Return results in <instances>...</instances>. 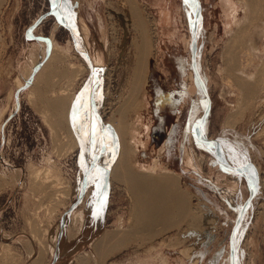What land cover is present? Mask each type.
<instances>
[{
	"label": "rangeland",
	"instance_id": "374dc122",
	"mask_svg": "<svg viewBox=\"0 0 264 264\" xmlns=\"http://www.w3.org/2000/svg\"><path fill=\"white\" fill-rule=\"evenodd\" d=\"M232 1L239 12L224 28L220 12L229 8L200 0L195 61L204 92L192 64L196 0H8L0 13V264H34L40 255L41 264H208L220 250L217 264H233L232 230L249 196L248 179L221 165L215 146L199 136L219 141L224 162L250 169L245 173L254 177L256 192L234 235L235 262L264 264V72L258 70L264 0ZM186 9L193 19H186ZM162 12L169 22H161ZM53 45L60 58L51 61L49 79H40ZM141 54L145 70L134 94ZM19 80L24 87H17ZM157 87L170 95L162 112L173 118V139L162 145L163 130L150 149ZM69 94L65 118L48 101ZM127 99L134 100L125 117L129 165L152 178L172 175L161 189L145 181V208L162 207L151 226L139 220L128 183L111 175L121 145L117 139L106 148V128ZM234 111L237 121L226 125ZM86 120L88 136L80 130ZM235 183L234 208L220 190ZM93 184L108 190L107 220L98 231H82L83 215L75 211L83 210L77 205L90 198ZM177 193L186 197V210Z\"/></svg>",
	"mask_w": 264,
	"mask_h": 264
},
{
	"label": "bare ground",
	"instance_id": "6f19581e",
	"mask_svg": "<svg viewBox=\"0 0 264 264\" xmlns=\"http://www.w3.org/2000/svg\"><path fill=\"white\" fill-rule=\"evenodd\" d=\"M200 1V0H199ZM254 1L255 0H252V4H254ZM8 3V0H0V13L2 12V7ZM227 4H228V8H229V11L226 12L227 16H233V18L236 16V14L239 12L237 11L235 13V4L232 3L230 0L227 1ZM67 7V6H66ZM68 8V7H67ZM69 9V8H68ZM67 9V11H68ZM63 10V9H62ZM61 11V10H60ZM72 11V10H71ZM188 11V13H187ZM58 12V11H57ZM64 12V11H63ZM59 13V12H58ZM66 13V12H65ZM70 13V12H69ZM235 13V14H234ZM72 14V13H71ZM161 14L162 17H161V22H169V19L167 17V14L162 12ZM185 15H186V19L189 20L190 18L193 19V14L190 15L189 17V10L186 9L185 11ZM58 16V15H57ZM64 16V15H63ZM71 16V15H70ZM67 17H65L66 19ZM70 18V17H69ZM71 20V19H70ZM74 20V19H73ZM63 21V20H62ZM72 24V23H71ZM71 26L73 27H76L75 24H72ZM87 29V28H86ZM78 30V29H77ZM75 31V30H74ZM80 32V31H79ZM76 33V32H75ZM234 36V35H233ZM233 38V37H231ZM256 41L255 39V35L252 34V43L254 44ZM50 42V41H49ZM230 43V42H229ZM78 44V43H77ZM234 44V43H233ZM80 45V44H79ZM54 47V51H52L51 55H50V58L48 60V64H44L41 69L38 71V73L36 74L39 75L38 77L40 79H49V76H50V70H51V61H53L54 59L57 60L59 57H57L60 52L58 53V55L56 56V53L58 52L57 51V45H53ZM82 47H86V46H83ZM48 48V47H47ZM139 49H141L139 47ZM228 49V48H227ZM231 49V44H230V47L228 50ZM260 49V48H259ZM258 49V50H259ZM60 50V49H59ZM83 50V49H82ZM142 50V49H141ZM261 50V49H260ZM229 53V51H225V53ZM231 56V54H230ZM232 58V56H231ZM144 61H145V57L143 54H141L138 58V61L134 67V70H133V79H132V82H131V85H132V90L134 91V94H138L139 90L141 89V80H142V77H143V73H144V70H145V67H144ZM94 62L95 63H100L101 62V56L100 55H95L94 56ZM53 65V64H52ZM37 66V65H36ZM240 65L236 62L234 63V69L231 68V72L233 73L234 70H236ZM35 69V68H34ZM260 69V72L262 74V72H264V63L262 62V66L260 65V67H258V70ZM257 70V73L259 72ZM34 72V71H33ZM257 73H255L256 75H258ZM254 75V74H253ZM254 75V76H256ZM260 75V74H259ZM264 75V73L262 74ZM77 76V75H76ZM239 76H242V75H239ZM239 76L236 75V77L238 78ZM253 77V76H252ZM261 77V76H260ZM259 78V77H258ZM256 78V81L257 79ZM264 78V77H262ZM75 79V77H74ZM254 79V78H253ZM261 79V78H259ZM35 80V79H34ZM238 80H240V77L238 78ZM262 80V79H261ZM261 80H258L259 82ZM29 81V80H28ZM258 81L256 83H258ZM264 79L261 81L262 83ZM237 83V82H236ZM239 85L243 86L242 88H245L246 86L244 85V83H246L245 81H238ZM259 84V83H258ZM257 84V85H258ZM33 86H34V81H33ZM245 86V87H244ZM18 88H22L24 87L23 86V82H21L19 80V83L17 85ZM158 89L155 91V95L153 97V110H154V122H153V125H154V128L152 129V136H151V133L149 135V140H147V146L148 148H152V147H155L157 145H153L156 142L160 143V139L163 135V130H166L167 131V136H166V139L164 140L163 144L162 145H169L170 143V139L172 140L173 137H172V134H173V125H174V121L172 123H169V120L172 118V116H169L168 113L163 114V110L166 109V106L170 103H166L167 100L170 98L169 96L170 95H167V93H165L162 88H159L157 87ZM22 90V89H21ZM19 91V90H18ZM31 92V91H30ZM20 93V92H19ZM70 93V92H69ZM72 93V92H71ZM70 93V94H71ZM69 94V96H66V97H61L62 99H59V100H53V98L49 99V103L50 105L52 106V108L58 112V113H61L60 115H63L65 116V113L67 112L66 109H69L70 107V104H71V95ZM21 96V95H20ZM56 98V97H55ZM58 98V97H57ZM155 100V102H154ZM88 101V99H87ZM134 102V100L130 101V99H127V102H126V105L125 107H120V117L119 119H114L113 118L111 119L112 120V124H113V128H110V127H107L106 128V132H107V146L106 148L109 150L110 148V145L113 141L117 140L120 141V152H119V156L117 158H113L111 161L112 163V166H111V175H113L114 178H117V179H122V180H125L127 183H128V186L131 188L130 190L133 191L132 194H134V201H135V204L137 203L135 209H137L136 213H137V216L139 218V220H142L141 222H143L145 220L146 224L150 225L152 223H154L153 219H155L162 211V207L159 205L158 207H148V208H145V204L148 203L147 199L145 198L144 196V190H147V188L145 187V181L150 178L152 180V182L155 184V188L156 189H161V188H165L169 185L170 181H172L171 177H170V174H169V177L164 175V176H160V177H157V178H152L149 174H139V173H136L134 172V170L132 169V167L129 165V151H128V148H127V145H126V142H127V123L125 121V117H126V109H129L132 105V103ZM87 105H88V102H87ZM91 105V104H90ZM89 106V105H88ZM79 109V108H78ZM66 111V112H62V111ZM82 111V110H81ZM69 112V110H68ZM79 113V112H78ZM83 114V113H82ZM234 115H235V111L234 112H231L230 115L227 117L226 121H225V124L226 125H233V123H235L237 120H234ZM66 118V116H65ZM80 118V117H79ZM173 119V118H172ZM62 119H59V123H64V121H61ZM80 120V119H79ZM110 120V121H111ZM177 120V119H176ZM176 120H175V124H176ZM83 122V121H82ZM92 123V122H91ZM80 124V123H79ZM80 130L82 132L83 135L85 136H88L90 134V121L89 120H86L83 122V124H80ZM71 133V134H70ZM70 135H71V138L73 139L72 141H74L75 137L74 135L72 134L73 132L71 131L70 129ZM154 135V137H153ZM160 135V137H159ZM105 136V135H104ZM157 136V138H156ZM70 137V136H68ZM90 137V136H89ZM95 137V136H94ZM95 139V138H94ZM105 140V139H104ZM77 141V140H76ZM87 141V140H86ZM106 141V142H107ZM105 142V141H103ZM95 143H96V140H95ZM91 144V143H90ZM106 144V143H105ZM104 144V145H105ZM73 145L76 147V142L74 141V144L72 143V146ZM221 145L219 144L218 146V150H217V153H218V156L219 158H221L220 156V153H223L222 151V148H220ZM105 148V147H104ZM220 148V149H219ZM98 149V148H97ZM154 150H158L157 147L154 148ZM111 151V150H110ZM91 152V151H90ZM102 152V151H101ZM115 152H117V150L114 151V154ZM104 153V152H103ZM97 154V153H96ZM95 154V155H96ZM111 154V153H110ZM84 155V154H83ZM89 155V154H88ZM91 155V154H90ZM116 156V154H115ZM146 157L147 159H150L151 158V155L148 154V151H147V154H146ZM97 158V156L95 157ZM106 158V157H105ZM94 162V161H93ZM100 162V161H99ZM92 163V161H91ZM189 163L193 166V168H197V164H196V161H195V158L193 157V155H190L189 156ZM95 164V163H94ZM85 167L87 168L88 167V162H85ZM91 167V166H90ZM98 168V167H97ZM246 168L248 169V171L250 172V169L246 166ZM255 168V167H254ZM253 169V168H252ZM256 169L258 171V167L256 166ZM255 169V170H256ZM85 170V169H83ZM86 172V171H85ZM37 175L39 174V171L36 173ZM255 174H258L257 172H255ZM168 175V174H167ZM86 177V176H85ZM83 178V177H82ZM231 179L233 180H236V178L238 179L237 175H231L230 177ZM254 178V177H252ZM86 179V178H85ZM174 179V178H173ZM100 180V179H99ZM255 180V179H254ZM87 181V180H86ZM97 183V182H96ZM99 183V182H98ZM211 184V183H209ZM213 184V183H212ZM81 185V184H80ZM84 185V184H83ZM95 185V184H94ZM259 187V186H258ZM257 187V188H258ZM81 188V187H80ZM79 188V189H80ZM214 189H217L216 186L214 185ZM84 190V189H83ZM81 190V191H83ZM238 190L239 188L237 187V184H233L232 186H226V187H223L220 191L222 192L223 196H225L227 198V200L229 201L230 205H235V201H234V195L238 193ZM85 191V190H84ZM95 191V190H94ZM99 191V190H98ZM178 194V193H177ZM180 195V196H179ZM181 194H178L177 195V199H179V203L180 205L183 206V208L186 210L187 208H185V200L183 199L186 198L185 196H183ZM90 198H88V200L86 199V201H82V205H83V210L81 212L79 211H75V213H78V214H82L83 215V218H85V213L88 212V214H90V212L92 211V208H93V204H94V200H95V195L94 193H92V195L89 196ZM101 197V196H100ZM101 200V199H100ZM103 200V199H102ZM100 201H98L99 203ZM104 202V201H103ZM96 204V203H95ZM243 204V203H242ZM79 205H80V202H79ZM81 206V205H80ZM79 206V207H80ZM96 206V205H95ZM98 206V205H97ZM86 207V209H85ZM187 207V206H186ZM234 207V206H233ZM99 208V207H98ZM235 208V207H234ZM184 210V211H185ZM190 212V211H189ZM188 214V213H187ZM93 215V213H92ZM99 217V216H98ZM162 218V217H161ZM102 219V218H101ZM161 220V219H160ZM166 220V219H164ZM85 221V220H84ZM100 221V220H99ZM88 224V223H87ZM99 224V223H98ZM82 225H84L82 223ZM81 225V229H82V226ZM100 225H102V223H100ZM165 226V229L167 227V224H164ZM162 227V226H161ZM100 228V227H98ZM103 229V228H102ZM151 235H154L156 234V232L154 233V230H151L149 231ZM117 234V233H115ZM115 234H111V236L109 235V239H116L117 237L115 236ZM119 235V234H118ZM67 239V237H66ZM114 239V240H115ZM125 238H122L121 236V240L119 242V246L122 245L123 246V242ZM113 241V240H112ZM66 242V241H65ZM118 247V246H116ZM235 249H236V246H235ZM55 252V251H54ZM221 253H222V250H220V252H218V254L216 255L215 258H213L212 260H210L208 262V264H217L220 259H221ZM42 256L43 255H40V257H37L35 260H34V264H41L42 262Z\"/></svg>",
	"mask_w": 264,
	"mask_h": 264
},
{
	"label": "water",
	"instance_id": "95a60500",
	"mask_svg": "<svg viewBox=\"0 0 264 264\" xmlns=\"http://www.w3.org/2000/svg\"><path fill=\"white\" fill-rule=\"evenodd\" d=\"M197 1V8H196V12H195V18H194V24H193V28H194V38H193V42H192V64L194 66V69L196 71V76L204 90V92H206V89H205V86H204V82L203 80L201 79L198 71H197V67H196V53H197V49H198V46H197V30H198V19H199V16H200V12H201V3L199 0H196ZM209 100V98H208ZM209 109V106L207 108V110ZM206 115V114H205ZM204 120H205V116L202 120V122L200 123L199 125V128L203 127V123H204ZM202 129V128H201ZM202 131V130H201ZM199 136V135H198ZM200 137V140L201 141H204L205 143H212L215 148H216V155L218 157V162L223 165L224 167L226 168H229L233 171H235L236 173H238L239 175H242L244 177H246V179H248V184H249V196L248 198L245 200L243 206H242V209H241V212L236 220V223L233 227V230H232V236H231V253H232V263L233 264H236L235 262V242H234V235L237 231V228L239 226V223L240 221L242 220L243 218V215H244V211L246 209V207L248 206V204L250 203V201L252 200V197L254 195V193L256 192V184L254 183V181H252V177H251V180L248 178L247 174L245 173V170H248L246 167H235L231 164H229L228 162H224L223 160H221L218 156V153H217V150H218V146H219V141L214 139V140H211L209 138H206L205 136H199Z\"/></svg>",
	"mask_w": 264,
	"mask_h": 264
},
{
	"label": "crops",
	"instance_id": "0c3cea01",
	"mask_svg": "<svg viewBox=\"0 0 264 264\" xmlns=\"http://www.w3.org/2000/svg\"><path fill=\"white\" fill-rule=\"evenodd\" d=\"M227 1L228 0H220L221 2V6L220 8H228V4H227ZM232 3L233 1L230 0ZM203 4H204V0H202ZM235 4V3H234ZM204 6V5H203ZM235 7H237L235 5ZM221 19L223 20V27L224 28H230V27H227V25H229V20L232 19L233 20V23H235V20L233 18V16H227L226 12H223L221 13ZM235 14V13H234ZM211 15L214 17L216 15V11H214V9H212L211 11ZM202 16V6H201V12H200V16H199V19L200 17ZM198 19V20H199ZM157 138V136H156ZM145 156V155H144ZM261 174H264L263 172ZM95 190V191H94ZM99 190V191H98ZM92 193H94L95 195V200H94V204H93V208H92V211L90 212V214L85 213V222H84V225L82 227V231L84 230H90V232H95V231H98L101 226L104 224V222L107 220V207H108V190L107 189H103L101 188L98 184H93L92 185V190H91ZM101 196V197H100ZM101 199V200H100ZM103 199V200H102ZM98 201H100L98 203ZM104 201V202H103ZM82 201H80V205H81ZM96 203V204H95ZM79 204L77 205V207L80 206ZM96 205V206H95ZM98 205V206H97ZM99 207V208H98ZM93 213V215H92ZM99 216V217H98ZM102 218V219H101ZM92 220L94 222V224L92 225ZM100 220V221H99ZM88 223V224H87ZM99 223V224H98ZM100 223H102V225H100ZM100 227V228H98ZM93 235V234H92ZM91 235V236H92ZM90 236V237H91Z\"/></svg>",
	"mask_w": 264,
	"mask_h": 264
}]
</instances>
